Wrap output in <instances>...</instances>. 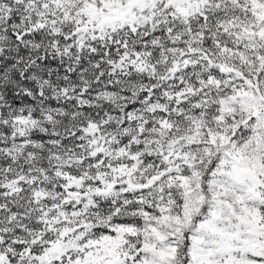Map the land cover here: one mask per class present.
I'll use <instances>...</instances> for the list:
<instances>
[{
	"label": "snow or ice",
	"instance_id": "obj_1",
	"mask_svg": "<svg viewBox=\"0 0 264 264\" xmlns=\"http://www.w3.org/2000/svg\"><path fill=\"white\" fill-rule=\"evenodd\" d=\"M0 264H264V0H0Z\"/></svg>",
	"mask_w": 264,
	"mask_h": 264
}]
</instances>
